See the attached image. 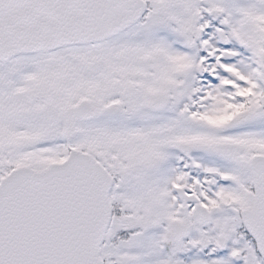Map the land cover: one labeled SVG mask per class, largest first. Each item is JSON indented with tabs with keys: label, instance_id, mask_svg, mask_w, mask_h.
<instances>
[{
	"label": "snow or ice",
	"instance_id": "6c2138e0",
	"mask_svg": "<svg viewBox=\"0 0 264 264\" xmlns=\"http://www.w3.org/2000/svg\"><path fill=\"white\" fill-rule=\"evenodd\" d=\"M0 264H264V0H0Z\"/></svg>",
	"mask_w": 264,
	"mask_h": 264
}]
</instances>
